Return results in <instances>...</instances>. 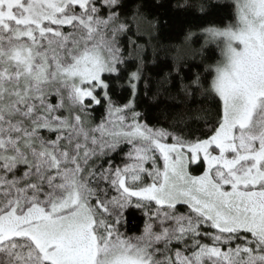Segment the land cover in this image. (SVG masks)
<instances>
[{
	"label": "snow or ice",
	"instance_id": "6c2138e0",
	"mask_svg": "<svg viewBox=\"0 0 264 264\" xmlns=\"http://www.w3.org/2000/svg\"><path fill=\"white\" fill-rule=\"evenodd\" d=\"M168 6L233 9L210 82L144 0H0V264H264V0Z\"/></svg>",
	"mask_w": 264,
	"mask_h": 264
},
{
	"label": "trees",
	"instance_id": "16d2710c",
	"mask_svg": "<svg viewBox=\"0 0 264 264\" xmlns=\"http://www.w3.org/2000/svg\"><path fill=\"white\" fill-rule=\"evenodd\" d=\"M158 2L163 3L164 7L153 6ZM177 2L183 3V0H144L148 20L142 24V30L145 33L152 32L156 36L154 43L158 42L163 46V50L160 51L161 58H166L169 64L179 63L183 66L185 68L183 75L192 78L199 74L202 81L210 82L214 72L208 66L214 67L220 61L221 47L218 41L206 37L202 29L209 26L223 27L228 23L226 17L233 9L214 10L209 15H202L193 9L177 11L174 7L168 6L169 3L175 5ZM221 2L233 4L231 0ZM189 33L192 34L191 38H186ZM204 106L214 108L211 97L204 101ZM99 115L100 110L97 111V116ZM147 116L149 122H154L159 117L158 109L149 108ZM136 215L138 214H129L130 230H134Z\"/></svg>",
	"mask_w": 264,
	"mask_h": 264
},
{
	"label": "rangeland",
	"instance_id": "374dc122",
	"mask_svg": "<svg viewBox=\"0 0 264 264\" xmlns=\"http://www.w3.org/2000/svg\"><path fill=\"white\" fill-rule=\"evenodd\" d=\"M232 1V3L234 4V0H231ZM209 39H211V38H209ZM211 40H213V39H211ZM214 41H216V40H214ZM220 43V47H221V49L223 48V42L222 41H220L219 42ZM223 60V56H222V54H221V59H220V61H222Z\"/></svg>",
	"mask_w": 264,
	"mask_h": 264
}]
</instances>
